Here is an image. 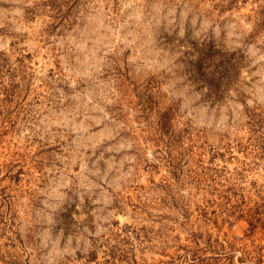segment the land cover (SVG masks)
<instances>
[{"label":"rangeland","instance_id":"obj_1","mask_svg":"<svg viewBox=\"0 0 264 264\" xmlns=\"http://www.w3.org/2000/svg\"><path fill=\"white\" fill-rule=\"evenodd\" d=\"M0 264H264V0H0Z\"/></svg>","mask_w":264,"mask_h":264}]
</instances>
